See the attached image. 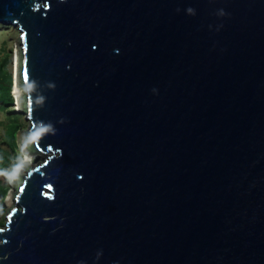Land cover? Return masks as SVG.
Wrapping results in <instances>:
<instances>
[{
    "label": "water",
    "instance_id": "water-1",
    "mask_svg": "<svg viewBox=\"0 0 264 264\" xmlns=\"http://www.w3.org/2000/svg\"><path fill=\"white\" fill-rule=\"evenodd\" d=\"M45 157L0 264H264V0H0Z\"/></svg>",
    "mask_w": 264,
    "mask_h": 264
},
{
    "label": "rangeland",
    "instance_id": "rangeland-1",
    "mask_svg": "<svg viewBox=\"0 0 264 264\" xmlns=\"http://www.w3.org/2000/svg\"><path fill=\"white\" fill-rule=\"evenodd\" d=\"M22 34L17 27L5 26L0 24V55L10 59L9 70L12 73L13 78V89L16 85V57H18V67H19V90H20V101L14 95L15 90L12 91L14 96V105L11 109L10 115L0 112V149L8 150V138L6 137L7 131L10 129L12 117L18 115L21 123L23 124V129L18 135V144H19V153L17 155V168L12 172V175L8 181H5L0 175V184H7L10 187V192L4 201V204L7 208L8 214L12 209L16 207L15 201L21 187L24 183V179L27 177L29 171L38 165H41L45 157L40 155L36 150H32L28 144L29 140V122L27 121L26 111H27V102H26V93L24 90V70H23V50H22ZM28 158V161L26 160ZM6 218L5 220L0 221V230L6 228Z\"/></svg>",
    "mask_w": 264,
    "mask_h": 264
},
{
    "label": "trees",
    "instance_id": "trees-1",
    "mask_svg": "<svg viewBox=\"0 0 264 264\" xmlns=\"http://www.w3.org/2000/svg\"><path fill=\"white\" fill-rule=\"evenodd\" d=\"M10 59L0 55V112L8 115L12 114L10 111L14 105V98L12 96L13 91V78L12 73L9 70ZM9 131L6 133L5 140L8 142V150L0 149V175L8 181L12 175V172L17 168V155L19 153L18 135L23 129L18 115L12 117ZM35 151V147H33ZM36 152V151H35ZM10 187L5 184H0V221L5 220L8 216L7 208L4 204Z\"/></svg>",
    "mask_w": 264,
    "mask_h": 264
},
{
    "label": "bare ground",
    "instance_id": "bare-ground-1",
    "mask_svg": "<svg viewBox=\"0 0 264 264\" xmlns=\"http://www.w3.org/2000/svg\"><path fill=\"white\" fill-rule=\"evenodd\" d=\"M19 67H18V57H16V64H15V71H16V85H15V96L18 98V100L20 101V90H19ZM28 161V158L26 159ZM16 203V201H15ZM2 243V241H0V244Z\"/></svg>",
    "mask_w": 264,
    "mask_h": 264
},
{
    "label": "clouds",
    "instance_id": "clouds-1",
    "mask_svg": "<svg viewBox=\"0 0 264 264\" xmlns=\"http://www.w3.org/2000/svg\"><path fill=\"white\" fill-rule=\"evenodd\" d=\"M12 96H13V94H12ZM13 98H14V96H13ZM12 211V210H11ZM9 215V214H8ZM8 217V216H7ZM6 221H7V218H6Z\"/></svg>",
    "mask_w": 264,
    "mask_h": 264
}]
</instances>
